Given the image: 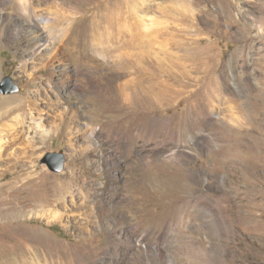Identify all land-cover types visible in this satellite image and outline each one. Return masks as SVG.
Segmentation results:
<instances>
[{"label":"rangeland","instance_id":"obj_1","mask_svg":"<svg viewBox=\"0 0 264 264\" xmlns=\"http://www.w3.org/2000/svg\"><path fill=\"white\" fill-rule=\"evenodd\" d=\"M42 9L79 54L54 83L44 70L38 95L28 76L51 52L23 57L20 28L1 22L0 138L35 128L2 154L0 213L23 212L0 215V264H264V0ZM6 78L18 92L2 93ZM21 94L26 111L2 104ZM49 151L65 155L63 173L40 165ZM24 229L54 242L36 246Z\"/></svg>","mask_w":264,"mask_h":264},{"label":"bare ground","instance_id":"obj_2","mask_svg":"<svg viewBox=\"0 0 264 264\" xmlns=\"http://www.w3.org/2000/svg\"><path fill=\"white\" fill-rule=\"evenodd\" d=\"M50 1L51 0H0V8L5 12L4 16H6V20H3L2 18H4V17L0 16V28H7L6 24H4V23L1 24V22H5V21H7L8 22L7 24H9V25L14 24L16 28H20L21 35H19V33L16 34L17 37H15V38L17 41L14 43V46H17V48H18V46H21V45H19V42H21L22 40L23 41L26 40L27 48L25 50L16 49V52H21L23 57L24 56H30V55L33 56L36 54H38V56H40L44 52H51L49 57L45 60V64L40 69L36 70V72L29 74V76H28L30 86L33 88H38V90H37L38 95H39V92L42 91L41 90V84H42L41 78L43 76L41 75V73L44 70H47L48 74L46 76H47V78H49L48 79L49 82L54 83V77H56L57 73L59 74V71H60V73H65V74H67L69 72V65L67 62L71 61V59L75 58V52L78 51V47H79L76 44H75L74 48L71 47L72 40H70L71 35H70V32L68 29L62 30L63 33H61V30H60V32L56 33L53 31V28L49 29L50 26L54 25L55 21H54L53 15L48 11H44V9H42V8H44V6L49 4ZM48 6H51V5H48ZM12 15L17 16L18 19L15 20L12 17ZM54 17L56 18L55 15H54ZM21 18H24L28 25L22 24L19 20ZM40 21H42V22H40ZM41 26H44V29L46 30V32H43L41 30V28H39ZM3 34H4V30L1 29L0 50H1V48L6 46L3 43ZM57 39H58V42H57ZM78 54H79V51H78ZM85 57H86L85 54H82L78 58V61H80L81 65L84 62ZM81 60H83V61L81 62ZM23 67H25V69H26L27 63H24ZM36 80H40V83H37ZM55 86L58 89H61V87H62L63 90H66V88H67V85H65V84H62L61 86H59L57 83H55ZM66 97H68L67 102L70 105H72V107L74 106L73 108L69 109V112L66 113V116L74 118V116H76V112L74 109H76L75 107L77 106V102L75 101V99H73L71 97V95H68ZM24 100H27V97H25V95L21 94V95H16V96H13L10 98L3 99L2 104L8 105V106L14 105L15 107H13V108L11 107L13 110H15V109L16 110H18V109L22 110L23 109V111H24L25 110V108L23 106ZM35 100H37V99H35ZM32 104L36 105V102L33 101ZM4 115H6V114H4ZM32 127H33V129L35 128V126H32ZM32 127L29 128V130L26 129L25 134L23 131L22 132H19L18 130L15 131V134L13 133L14 138L12 140L7 141L3 138L2 139L0 138V162L1 163H4L3 157H2L3 156L2 154H4L3 152L8 151V149H11L12 146L14 144H16L17 142H23L25 139L23 141H21V140L24 138V136L26 134H28L31 131ZM30 134H32V133H30ZM29 138H31V137H29ZM25 142H29V141H25ZM116 166L118 167L117 164H116ZM126 186L127 187L131 186L130 180H127ZM143 191L146 192L145 194H147L146 189L142 190V192ZM64 194H68V191L65 190ZM132 198H131V200L134 201L135 197H132ZM52 200L51 199L49 200L50 203L53 202ZM61 200H62V198L58 197L56 202H60ZM50 203L48 202L47 204L50 206V205H52ZM13 210H14V208H13ZM22 212H23V209L19 208V210H14L12 212H11V210L9 212H6V213L1 212L0 215L3 216V214H5L6 215L5 217H7V220H8L7 222H9L10 220H16V219L18 221L19 216ZM103 215H106V214L103 213L102 216ZM61 217H62V215H61ZM132 218H133L132 221L135 222L136 218L134 215L131 216V219ZM133 222L128 220L126 222V224H128L127 228L129 229L131 227L133 230L139 231V229H140L139 224H137L136 222L135 223H133ZM21 230L22 229H20V231ZM107 230L110 234V243H113L112 238H113V236L117 237V231L118 230L115 228V226H113V224H110V223H108ZM22 232H23L22 233L23 236L28 237L32 241V243L35 244L36 246H40V247L41 246H50L54 242L49 236H47L45 233L40 232V231L30 232V231H27L26 229H24ZM145 233H146V230L142 229V234H145ZM129 247L131 248V246H129ZM114 252L118 253L119 248L114 247ZM195 260H196V257H195ZM13 264H15V263L13 262ZM25 264H27V263H25ZM30 264H35V263H30ZM36 264H37V262H36ZM193 264H195V261H193Z\"/></svg>","mask_w":264,"mask_h":264},{"label":"water","instance_id":"obj_3","mask_svg":"<svg viewBox=\"0 0 264 264\" xmlns=\"http://www.w3.org/2000/svg\"><path fill=\"white\" fill-rule=\"evenodd\" d=\"M7 83L8 84L11 83L10 78L4 79V84H3L4 90L2 91L3 94H11V93H16L19 91V88L17 86H13L10 89H5ZM40 165L42 167H46L48 171L53 174H61L68 167V163H67L65 155L57 151H49L45 155V157H43L40 160Z\"/></svg>","mask_w":264,"mask_h":264}]
</instances>
